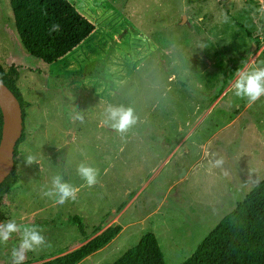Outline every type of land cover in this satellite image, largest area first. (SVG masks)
I'll list each match as a JSON object with an SVG mask.
<instances>
[{
    "label": "rangeland",
    "instance_id": "1",
    "mask_svg": "<svg viewBox=\"0 0 264 264\" xmlns=\"http://www.w3.org/2000/svg\"><path fill=\"white\" fill-rule=\"evenodd\" d=\"M69 1L96 30L46 64L24 50L0 0V64L14 58L28 103L19 180L0 216L43 229L50 247L24 264L110 225L120 233L79 264H112L147 233L165 264H182L264 178V96L249 104L234 88L264 67V0ZM109 105L131 108L136 123L116 131L105 123ZM81 164L98 170L94 186ZM57 176L77 189L74 201L56 202ZM20 235L0 243V264H12Z\"/></svg>",
    "mask_w": 264,
    "mask_h": 264
},
{
    "label": "trees",
    "instance_id": "2",
    "mask_svg": "<svg viewBox=\"0 0 264 264\" xmlns=\"http://www.w3.org/2000/svg\"><path fill=\"white\" fill-rule=\"evenodd\" d=\"M9 6L22 47L29 55L46 64L66 56L96 30L69 0H9ZM54 24L60 25L58 32L51 31ZM245 34L250 37L249 31L245 30ZM18 79L16 66L10 65L5 69L0 64V80L18 99L23 118L22 134L14 151L13 169L0 185V205L18 183L16 157L18 146L25 139L24 119L28 103L22 98ZM1 132L0 111V139ZM71 220L82 232L84 224L81 219L73 217ZM120 231L119 225H110L71 252L34 264H79L107 246ZM112 264H165V261L155 235L147 233ZM182 264H264V178L220 220Z\"/></svg>",
    "mask_w": 264,
    "mask_h": 264
},
{
    "label": "clouds",
    "instance_id": "3",
    "mask_svg": "<svg viewBox=\"0 0 264 264\" xmlns=\"http://www.w3.org/2000/svg\"><path fill=\"white\" fill-rule=\"evenodd\" d=\"M59 24H54L51 31L58 32ZM235 95L239 98H246L249 104H255L262 96H264V67L255 68L240 76L236 81ZM107 119L105 123L111 124V127L120 133L126 132L137 118L133 114L131 108L116 107L109 105L106 109ZM83 119L82 116L78 117ZM223 159L216 160L215 166L219 167L223 164ZM27 163H32V158L28 157ZM78 173L87 182L88 186H94L97 183L98 170L81 164ZM258 182V181H257ZM55 194L58 195L57 203L65 204L68 200H75L77 189L67 183H62L59 176L53 179ZM46 196H52L53 192L48 191ZM43 229L36 226H21L14 220H9L0 224V243H6L14 234L21 233L19 245L12 250V264H24L26 254L35 252L44 246H49L48 241L42 234Z\"/></svg>",
    "mask_w": 264,
    "mask_h": 264
},
{
    "label": "water",
    "instance_id": "4",
    "mask_svg": "<svg viewBox=\"0 0 264 264\" xmlns=\"http://www.w3.org/2000/svg\"><path fill=\"white\" fill-rule=\"evenodd\" d=\"M0 111L2 132L0 139V185L14 166V151L22 134V109L18 99L0 80Z\"/></svg>",
    "mask_w": 264,
    "mask_h": 264
},
{
    "label": "crops",
    "instance_id": "5",
    "mask_svg": "<svg viewBox=\"0 0 264 264\" xmlns=\"http://www.w3.org/2000/svg\"><path fill=\"white\" fill-rule=\"evenodd\" d=\"M10 65H14L15 66V61H14V58H11V60H10V64L9 65H5V67H9ZM4 66V65H3ZM17 67V66H16ZM18 68V67H17ZM17 86H18V88L20 87V80H18L17 81ZM1 215V214H0ZM10 215H11V212H10ZM8 218H9V216H8ZM7 218H5L4 220L2 219V221L0 222V224H2V223H5V222H7L8 221V219L6 220ZM104 230V229H103Z\"/></svg>",
    "mask_w": 264,
    "mask_h": 264
}]
</instances>
